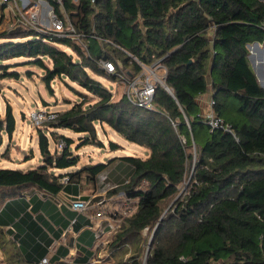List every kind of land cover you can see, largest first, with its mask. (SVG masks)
Masks as SVG:
<instances>
[{
	"label": "trees",
	"instance_id": "1",
	"mask_svg": "<svg viewBox=\"0 0 264 264\" xmlns=\"http://www.w3.org/2000/svg\"><path fill=\"white\" fill-rule=\"evenodd\" d=\"M61 2L77 35H46L20 25L1 31L0 77H17L16 71H7L5 60L27 58L43 70L42 81L49 90L60 78L86 91H77L78 101L46 117L47 131L52 127L83 133L81 144L102 147L95 124H106L147 148L146 157L118 156L128 173L120 187L135 200L134 211L114 233L109 243L114 261L105 264H264V87L246 47L253 41L264 43V0ZM49 3L62 17L59 3ZM100 59L129 75L143 71L140 63L150 66L158 61L170 91L156 82L153 109L130 103L124 94L115 100L98 77L115 81L117 73L107 72ZM254 61L256 66V51ZM208 84L213 109L237 139L221 129L210 130L201 120L195 99ZM2 129L8 137L15 130L10 105L0 119ZM48 134L38 129L39 164L0 168L4 264H39L45 251L30 229L37 209H25L27 201L20 192L32 187L55 194L65 187L64 176L69 182L85 173L94 180L107 166L97 162L56 173L75 166L79 155L71 152L70 137L55 130ZM2 142L0 136V146ZM60 142L63 146L58 147ZM109 146L118 148L114 141ZM187 177L189 186L183 193L181 184ZM176 195L161 217L166 202ZM35 218L43 223L38 215ZM33 247H41L39 255ZM79 260L85 263L88 257Z\"/></svg>",
	"mask_w": 264,
	"mask_h": 264
},
{
	"label": "rangeland",
	"instance_id": "2",
	"mask_svg": "<svg viewBox=\"0 0 264 264\" xmlns=\"http://www.w3.org/2000/svg\"><path fill=\"white\" fill-rule=\"evenodd\" d=\"M10 24L11 22L2 25L3 28H0V32L18 26L16 22L15 25ZM2 42L3 39L0 38V43ZM81 44L83 46V43ZM260 45L264 47V43H260ZM58 47L69 51L65 46L59 45ZM4 62L8 63L7 71H16L17 77L10 75L0 77V119L4 120L7 105L11 106L15 117V130L11 137H8L3 129L0 130V136L3 140L0 146V168L27 169L39 164L41 162V155L37 141L38 129L45 130L47 135H49V131L55 130L72 139V144L70 145L71 152L79 155L77 164L67 168L69 171H75L87 164L107 162L105 169L96 175L91 183L94 184V192L97 197L104 199V212L107 215L112 213L124 217L123 211L131 206L133 208L134 203L133 200H127L124 195L125 192L120 187V183L125 180L128 173H125L118 156L137 155L144 157V147L126 140L106 124L102 127L99 124H95L98 138L103 142L102 147L95 144H81L83 133L52 127H49L47 131V127L44 124L46 117L78 101L80 95L77 94V91H83V93L86 91L81 89L76 83L60 78H55L50 83L51 89L49 90L42 81L43 70L27 62V58H8ZM45 62L50 63L49 60ZM258 68L261 70L260 66ZM261 72L264 73V66H262ZM142 73L143 77L141 78L148 76L149 79L154 81L164 75L160 67H153L151 65L144 66ZM98 79L106 88L112 91L115 100L119 99L126 91L125 85L121 81H111L102 77H98ZM88 95L91 101L96 97L91 94ZM34 116H38V118L34 119ZM109 141L117 143L118 148L111 149ZM57 146L59 147L60 143H57ZM50 148L54 149L52 141L50 142ZM55 172L57 173V170ZM82 175L86 177L85 173H82ZM189 179L190 177H187L183 184H181V192H186L189 186ZM176 197L177 195L166 202L167 206L162 214L170 207ZM124 200H126V203ZM142 233L146 236L148 229H145ZM97 255L88 263L77 262L70 258H66L60 262L61 264H105L111 262L109 258H106L107 256ZM5 257V253L0 249V264H4Z\"/></svg>",
	"mask_w": 264,
	"mask_h": 264
},
{
	"label": "crops",
	"instance_id": "3",
	"mask_svg": "<svg viewBox=\"0 0 264 264\" xmlns=\"http://www.w3.org/2000/svg\"><path fill=\"white\" fill-rule=\"evenodd\" d=\"M15 1L21 3V0H9L6 3L0 2V28H3L2 25H5V23L9 24L11 22L12 25H15V13L12 10ZM160 70L162 74L165 73V69L160 68ZM211 96L212 89L210 84H208L207 90L195 99L199 108L204 109L206 102ZM143 149L145 151L144 157H146L148 150L145 147ZM67 171H69L67 168L57 170V172L61 173ZM61 182L65 187L55 194H49L32 187L26 188L18 194V196L27 201L25 209H37V211L33 212L32 222L34 224L30 226V229L40 239L38 241L41 247L45 248L42 257L49 255L50 260L58 262L66 258L80 262V258L88 257L87 262H85L88 263L99 254L107 256L106 258H109V261H114L109 249V243L114 235L110 232L111 229L107 227L105 232L96 239L94 232L89 227V219L86 214L76 212L70 207V201L73 197L88 198L92 194H96L94 192V184L91 183L92 180L90 181V179L81 175L76 181L64 182L61 178ZM126 198L132 200L129 197ZM134 202L135 200L133 199ZM37 215L44 224L36 220L35 217ZM77 215L81 216L82 221L80 226L75 227L74 223L79 222V218L76 221ZM66 230L72 233L71 241L68 243L65 242L63 237V233ZM43 241H45L46 245ZM41 247H33L32 250L37 253L40 252ZM76 249L83 252L84 255L75 258L73 253ZM125 257L126 255L124 259Z\"/></svg>",
	"mask_w": 264,
	"mask_h": 264
},
{
	"label": "built area",
	"instance_id": "4",
	"mask_svg": "<svg viewBox=\"0 0 264 264\" xmlns=\"http://www.w3.org/2000/svg\"><path fill=\"white\" fill-rule=\"evenodd\" d=\"M8 1L9 0H0L2 3ZM56 1L60 5L62 17L57 15L53 6L49 3V0H21V3L15 1L12 10L15 13L16 24L23 26L24 28L34 29L35 31L46 35L58 37L73 34L77 35L66 16V12L62 8L61 0ZM99 62L107 72L117 73V80L125 85L126 91L124 95L130 103L147 109L154 108L152 99L155 85L156 82L161 84L165 83L163 79L165 73L163 77L157 78V80L154 81L149 79L148 76L141 78L143 77L142 72L137 75H129V73L124 70H116L115 64L108 59H100ZM140 64L144 68L145 65L142 63ZM151 66L164 69L163 65L158 61ZM213 104L214 101L211 96L206 102L204 109L200 108L199 115L201 120L208 125L210 130L218 128L224 132L231 133L237 139L231 125L226 123L223 118L217 114L213 109ZM36 118H38V116H34V119ZM60 146H63V142H60ZM67 180V176L62 178V181L64 182H67ZM124 195L127 197L125 193ZM103 202L104 199L98 198L96 194H92L88 198L75 196L70 201V207L72 210L86 214L89 219V227L94 232L96 239L105 232L107 227H109L111 229L110 232L114 234L119 229L122 219L134 211V207L132 208L131 206L123 211L124 217L112 213L107 215L103 209ZM124 202L126 203V200H124ZM63 237L65 242L68 243L71 241L72 233L66 230L63 233ZM73 255L77 258L83 256L84 253L76 249ZM49 263H51L49 255H44L39 260V264Z\"/></svg>",
	"mask_w": 264,
	"mask_h": 264
},
{
	"label": "water",
	"instance_id": "5",
	"mask_svg": "<svg viewBox=\"0 0 264 264\" xmlns=\"http://www.w3.org/2000/svg\"><path fill=\"white\" fill-rule=\"evenodd\" d=\"M246 47H247V49H249V50H248V54H247V56H248V59H249V61H250V63H251V67H252V69H253V71H254L256 77H257L258 82L260 83V85H261L262 87H264V82H262V81L260 80V77H259V75H261L262 77H264V73L261 72V70H262V65H260L261 70H260V69H258V70L255 69L254 62H253V53H252V51H251V50H253V51H257L258 54H259V56H264V47H262L258 41H253V42H251V43H247V44H246ZM163 85L165 86L166 89L169 90V88L167 87V85H166L165 83H163ZM169 91H170V90H169ZM162 215H163V214H162ZM162 215H161V217H162ZM161 217H160V218H161ZM151 236H152V235H151ZM151 236H150V238H149V240H148L147 248H146V251H145V256L147 255L148 250H149Z\"/></svg>",
	"mask_w": 264,
	"mask_h": 264
},
{
	"label": "bare ground",
	"instance_id": "6",
	"mask_svg": "<svg viewBox=\"0 0 264 264\" xmlns=\"http://www.w3.org/2000/svg\"><path fill=\"white\" fill-rule=\"evenodd\" d=\"M252 51V53H253V62H254V66H255V61H254V51L253 50H251ZM257 52V51H256ZM258 53V52H257ZM258 64H260V65H262V66H264V56H259V54H258V63H257V65L255 66V69L256 70H258L259 68V66L260 65H258ZM259 77H260V80L262 81V82H264V77H262L261 75H259Z\"/></svg>",
	"mask_w": 264,
	"mask_h": 264
}]
</instances>
